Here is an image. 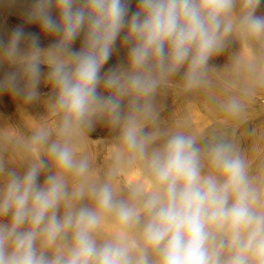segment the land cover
Returning a JSON list of instances; mask_svg holds the SVG:
<instances>
[{
    "label": "clouds",
    "instance_id": "obj_1",
    "mask_svg": "<svg viewBox=\"0 0 264 264\" xmlns=\"http://www.w3.org/2000/svg\"><path fill=\"white\" fill-rule=\"evenodd\" d=\"M260 4L139 0L130 14V0H34L27 22L55 42L22 27L0 38L15 69L0 92L27 104L42 78L51 88L43 119L0 128V264H264V159L228 131L264 93ZM122 33L126 63L102 74ZM174 91L205 96L221 127L162 119ZM101 122L117 132L102 171L84 148Z\"/></svg>",
    "mask_w": 264,
    "mask_h": 264
},
{
    "label": "rangeland",
    "instance_id": "obj_2",
    "mask_svg": "<svg viewBox=\"0 0 264 264\" xmlns=\"http://www.w3.org/2000/svg\"><path fill=\"white\" fill-rule=\"evenodd\" d=\"M34 0H0V38L7 41L11 32L22 27L25 32L36 34L40 39L41 47H48L55 42V37L45 35L36 23H28L26 12L30 9ZM130 14L134 12L138 6L139 0H130ZM257 15H264V0L257 9ZM53 15L58 14L53 11ZM123 33L117 39L114 51L104 68L102 74L109 68H114L118 65L125 64L127 60V47L122 45ZM83 33L78 37L72 45L73 50H79L82 47ZM23 46V45H22ZM239 45L235 41H230L227 51L223 54L213 57L209 63L217 70L223 69L229 62V56L238 51ZM15 70L13 66L7 63H0V79H3L9 71ZM42 73L47 72L46 65L41 66ZM179 80V75L174 78ZM38 91L40 99L31 103H25L21 97L14 96L10 92H0V128L19 127L24 130L25 126H30L35 123L32 119L41 120L47 115L44 101L51 93L50 86H46L43 82L39 85ZM160 103L163 106L161 118L167 121L172 119L187 121L192 128L201 134L211 132L214 129L221 127V117L214 111L211 103L203 95H193L191 98L184 94L174 91L167 96L160 97ZM255 129V135H250V131ZM9 131H11L9 129ZM228 131L234 134L241 144L249 150L250 157L257 163L264 159V156L253 152L252 146L259 144L264 147V93L258 95L250 104L249 119L246 124L232 123L228 126ZM117 135V132L111 130L104 123H98L94 130L88 133L90 142L84 145V148L93 154L97 160L98 168L102 171L108 153L106 144L110 143ZM9 167H15L10 165ZM19 171H23L20 168ZM47 173H43L39 177V183H43ZM138 177L136 174H131L125 178L126 182H134ZM5 218L4 222H7Z\"/></svg>",
    "mask_w": 264,
    "mask_h": 264
}]
</instances>
